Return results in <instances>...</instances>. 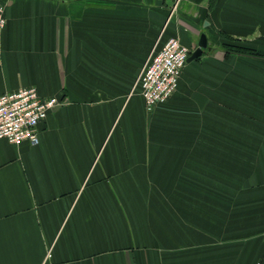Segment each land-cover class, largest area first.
<instances>
[{
    "label": "crops",
    "instance_id": "1",
    "mask_svg": "<svg viewBox=\"0 0 264 264\" xmlns=\"http://www.w3.org/2000/svg\"><path fill=\"white\" fill-rule=\"evenodd\" d=\"M0 3V96L61 101L0 139V264L264 262V0ZM171 37L200 54L149 112Z\"/></svg>",
    "mask_w": 264,
    "mask_h": 264
},
{
    "label": "built area",
    "instance_id": "2",
    "mask_svg": "<svg viewBox=\"0 0 264 264\" xmlns=\"http://www.w3.org/2000/svg\"><path fill=\"white\" fill-rule=\"evenodd\" d=\"M180 0H175L174 8ZM6 5L0 3V35L6 25ZM190 48L179 38H169L163 47L153 51L138 80L147 111L168 100L177 90L188 61ZM57 97L43 98L36 87H23L0 96V139L14 144L28 140L39 142L38 126L49 111L60 105ZM259 264H264L260 262Z\"/></svg>",
    "mask_w": 264,
    "mask_h": 264
},
{
    "label": "water",
    "instance_id": "3",
    "mask_svg": "<svg viewBox=\"0 0 264 264\" xmlns=\"http://www.w3.org/2000/svg\"><path fill=\"white\" fill-rule=\"evenodd\" d=\"M206 45H207V44H206L205 40L200 42V46H201V47H206ZM198 54H200V51H199V50H198L197 52L195 51V52L192 54L191 57L189 56L188 60H190L191 58L195 57V56L198 55Z\"/></svg>",
    "mask_w": 264,
    "mask_h": 264
},
{
    "label": "trees",
    "instance_id": "4",
    "mask_svg": "<svg viewBox=\"0 0 264 264\" xmlns=\"http://www.w3.org/2000/svg\"><path fill=\"white\" fill-rule=\"evenodd\" d=\"M230 50H243L244 48L234 46H228ZM245 50V49H244Z\"/></svg>",
    "mask_w": 264,
    "mask_h": 264
}]
</instances>
